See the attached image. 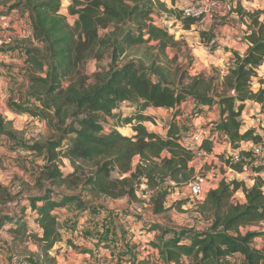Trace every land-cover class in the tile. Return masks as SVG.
<instances>
[{
	"label": "trees",
	"instance_id": "obj_1",
	"mask_svg": "<svg viewBox=\"0 0 264 264\" xmlns=\"http://www.w3.org/2000/svg\"><path fill=\"white\" fill-rule=\"evenodd\" d=\"M169 1L175 4V0ZM17 4L30 14L34 33L46 51V62L37 53L26 58V63L41 74L29 77L28 88L30 94L42 96L43 108L15 111L44 120L59 134L44 143L26 145L28 151L45 160L44 179L51 186L80 188L111 199H137L136 192L144 185L153 192L150 201L154 214H164L183 204L178 201L164 206L172 190L188 186L200 174L191 165L198 151L184 144L188 135H181L177 123L180 106L192 100L194 115L203 113L204 107L216 106L219 118L211 121L198 150L218 159L219 165L213 164L218 172L227 168L241 173L248 168L255 173L253 183L222 178L209 189L196 205V213L209 222L207 229L152 225L150 231L160 230L159 240L149 242L157 257L138 259L134 264H233L237 256L243 264H264V247L253 246L255 238H264V228L243 231L264 223V179L260 176L264 153L260 157L253 152V145L264 149V135L254 127L245 128L241 119L248 102L258 104L264 113V87L252 90V79L264 63V7L246 10L237 4L233 9L245 25L246 49L243 53L232 51V61L219 78L204 72L190 75L189 63L184 68H170L166 50L178 41L158 24L155 15L179 21L183 29H189L197 18L184 16L183 9L169 7L164 0H71L67 10L74 16L72 24L60 13L61 0H18L11 7ZM106 28L100 34V29ZM132 49L141 54L128 58ZM104 52L109 53L107 68L86 83L78 73L81 63ZM123 58L127 59L120 62ZM127 103L133 109L123 115L121 105ZM150 107L171 110L163 134L145 126L153 120L146 114ZM125 125L130 126L131 134L118 130ZM261 129L264 132V125ZM0 134L15 139L11 122L1 115ZM215 135L227 142L230 152H214ZM242 142L252 144L243 149ZM63 159L70 168L66 173L57 164ZM88 164L93 170L85 175ZM113 172L118 177H112ZM160 180L169 184L164 191H158ZM238 191L243 202L235 197ZM13 200L14 196L0 185V204ZM25 200L27 205L19 211L4 213L0 208V229L8 223L6 231L14 242L35 243L41 255L27 258L31 264H52L51 251L63 241L56 211L79 201L80 196L45 188ZM26 208L33 213L37 230L30 229ZM65 243L72 245L69 240Z\"/></svg>",
	"mask_w": 264,
	"mask_h": 264
},
{
	"label": "rangeland",
	"instance_id": "obj_2",
	"mask_svg": "<svg viewBox=\"0 0 264 264\" xmlns=\"http://www.w3.org/2000/svg\"><path fill=\"white\" fill-rule=\"evenodd\" d=\"M17 1L4 2V0H0V21L6 20L9 24V27H5L2 31L4 43L0 45V115L5 121L11 122L15 133V139H9L7 136L0 134V185L4 186L14 196L13 201L0 204L1 210L4 213L19 211L20 207L27 205L25 199L28 195L40 194L42 189L45 188H54L56 193L78 194L80 196L79 201L72 202L67 207L56 211L63 241L58 243L51 251L50 257L54 259L52 264H102L104 261L101 258H95L90 262L83 256H74L77 252H87L88 247L84 245L87 241H91L93 246L97 245V249L101 247L103 250L107 249L115 253L119 258L118 264H134L138 260L137 257L145 253L146 248L143 247L144 245L149 246V251L153 249L149 244L153 241H150L147 237L144 238L143 245H140L142 248L136 250L138 247L137 240H134L133 237L140 232L142 235H146L154 224L159 225L160 228L207 229L209 222L196 213V205L199 200L190 197L187 186L172 190L166 198L164 206L171 207L178 201L183 202V204L167 210L164 214H154L150 201L153 192L146 190L144 185L140 186L136 192L137 199L129 200L128 197L111 199L82 191L80 188L71 189L64 185L51 186L44 179L42 171L43 166L46 164L45 160L41 156L28 151L26 145L44 143L48 139L58 137L59 134L49 128L44 120L15 111V109L22 108H43L42 96L30 94L28 88L29 77L31 75L40 76L41 74L26 63V58L29 53H37L39 59L43 63L46 62V51H44L43 44L34 33L29 12L25 6L20 4L11 7ZM164 1L169 7H176V3L172 6L169 0ZM211 1H215L216 4L211 5ZM70 3L71 0H61L60 13L64 14L66 18L74 17L67 10ZM237 4H240L246 10L260 9L264 7V0H193L189 5L183 6V8L191 7L196 12L197 21L189 29H183L182 24L172 18L164 20L155 15L158 24L166 28L178 41V44L166 50L170 68H184L189 63L188 71L190 75L199 72L219 78L224 75L227 64L232 61V51L243 53L246 49L244 41L245 25L233 12ZM177 5H180V3L178 2ZM207 6H209V9L205 10ZM67 21L73 23V20L67 19ZM108 29H100V34L105 33ZM200 31H203L205 35L201 36ZM210 34L213 35L210 36ZM129 53L128 58H133L139 56L141 51L132 49ZM126 59L123 58L120 62H124ZM108 64V52L84 60L79 68V76L85 79L86 83H90L98 72L107 68ZM258 70V75L252 79L253 91H256L260 86L264 87V63ZM251 105L248 106L247 111L242 113V124L245 128L254 127L258 133L264 135L261 129L264 125V113L260 112L259 108L258 111H252ZM183 107V110H185L186 107ZM132 109L131 104L121 105L123 115H127ZM180 109L182 115L181 106ZM147 112L157 122L151 120V122L145 123L146 128L150 131L160 130L164 133L169 123L168 118L171 111L166 112L165 109L150 107ZM188 113L185 119L187 116H194L192 111L190 114ZM179 119L181 121V118ZM210 124L211 121L205 122V124L201 122L198 127H192L189 134L196 130H203L208 134ZM118 130L125 135L131 134L129 125H125ZM186 132L183 131V134L185 135ZM222 141L223 139L219 137L217 144L221 145ZM250 144H245L244 149H248ZM220 145L214 149L215 153H221V151H218ZM200 157L201 159L196 161L195 166L200 174L208 175L210 181L216 179L218 183L222 178L228 181L237 178L242 179L247 185L253 183L255 173L246 167L241 173L227 168L225 172L221 173L213 168V161L219 165L218 159L213 154L211 155L213 158L208 160L210 162L203 161L204 157ZM258 161H261L260 157L257 158L256 162L258 163ZM57 164L62 173H66L70 169L65 159L58 160ZM84 170L85 175L91 174L93 170L91 164L84 166ZM112 177H118V175L113 172ZM261 177L264 179V175ZM168 185L167 181L160 180L158 191L166 190ZM235 197L241 202L244 201L243 194L240 191L235 194ZM83 204L93 209L92 212L87 207V209L85 207L81 208ZM26 209L27 211L24 214L30 229L32 231L37 230L38 227L33 222V213L29 208ZM7 228L8 223H5L4 228L0 229V264H19L21 260H27L31 255H41L40 250L32 240L25 243L14 242L11 234L6 231ZM132 228H135L134 231H131ZM261 228H264V223L244 228L243 231H258ZM157 231L159 235L154 238V241L160 238V230ZM66 240L71 242L70 249L74 254H69L64 250L60 251V249L67 246ZM253 246L258 249L263 248L264 238H255ZM233 264H243V262L239 258Z\"/></svg>",
	"mask_w": 264,
	"mask_h": 264
},
{
	"label": "crops",
	"instance_id": "obj_3",
	"mask_svg": "<svg viewBox=\"0 0 264 264\" xmlns=\"http://www.w3.org/2000/svg\"><path fill=\"white\" fill-rule=\"evenodd\" d=\"M192 1L193 0H175V3H176V6L178 8L183 9V6L189 5ZM178 2L180 3V5H177ZM235 50H237V49H235ZM258 73H259V70H258ZM250 104H252L251 105L252 106V111H258V108H259L258 104L252 103V102H248V103H246V106H245V109H244L243 112L247 111L248 106ZM183 106L186 107L185 110H183V108H184ZM193 106H194V103H193L192 100H188V101L184 102L181 105V108L183 110V113H182L181 116H178L177 117V123L179 124L180 132H181L182 136H184V137H185L186 134L187 135L189 134V130H192L191 129L192 127H195V126L198 127L201 122L205 124V122L215 121V120H217L219 118L218 111H217V107L216 106H213L211 108L204 107L203 113H201L199 115H194L193 117H195V118H193L192 116H187V118L185 119V116L187 115V112H189L188 114H190L191 109L193 108ZM156 109H161V108H156ZM165 111L167 112L168 110L165 109ZM146 114H150V113H148L147 110H146ZM179 118H181V121H180ZM153 120L156 121L154 118H153ZM183 131H187L185 133V135L183 134ZM153 132H156V133H159V134H163L162 131H160V130H157V131L154 130ZM219 137L220 136H217V135L214 136L213 149H215L218 145H220V144H217V140H218ZM248 143H250V142H242L241 148L244 149V145L245 144L248 145ZM251 144L249 145V147L251 146ZM218 151H221V152H224L225 151L226 153L230 152V148H229V145L227 144V142L222 141V143L220 145V149ZM211 155L212 154H209L207 157H204L203 158V161L210 162L208 160H211L213 158V157H211ZM199 159H201L200 155L199 156H196L195 159L193 160V162L191 163V165H193L196 169H197V167L195 166L196 165V161H199ZM213 164H215V161H213ZM262 175H264V173H261V176ZM217 184L218 183H217V181L215 179L214 182H213L212 188H215L217 186ZM26 211H27V209H26ZM134 229L135 228H132L131 231L132 230L134 231ZM134 234H135V232H134ZM157 235H159V233H158L157 230L156 231H150V232L146 233V235H142L141 232L138 233V234H135V236L133 237V239L134 240H137L136 243H137L138 247L136 248V250H140L142 248V247H140V245L141 246L143 245V242L145 240L144 238L147 237V238H149L150 241L151 240L154 241V238ZM84 245L86 247H88V250L85 253L84 252L83 253L82 252H77V254H74L71 251L70 246H65L63 249H60V251L61 250L62 251L64 250V252L66 251L69 254L70 253H73L74 256H83L84 258L88 259L90 262L92 260H95V258H98V259L101 258L104 261L102 264H118L119 258H118V256L115 253H112V251H109L107 249L106 250H103V249H101V247H99L97 249V245H94L93 246V243L91 241H89V242L87 241L86 243H84ZM143 247L146 248V251L144 253L145 255L142 254V256H140V257L137 255L138 256L137 257L138 259H142V258L155 259L157 257V251L156 250L152 249L151 251H149L150 248H149L148 245H144ZM239 258H240V256H237L234 259V261L235 260H239ZM123 264H128V263H123Z\"/></svg>",
	"mask_w": 264,
	"mask_h": 264
},
{
	"label": "built area",
	"instance_id": "obj_4",
	"mask_svg": "<svg viewBox=\"0 0 264 264\" xmlns=\"http://www.w3.org/2000/svg\"><path fill=\"white\" fill-rule=\"evenodd\" d=\"M211 5H215L216 2L215 1H211L210 3ZM209 6H207V8L205 10H208ZM204 10V11H205ZM183 15L184 16H195L196 12L194 11L193 8L191 7H184L183 10ZM70 21L74 20V17H70L67 18ZM70 24H72L70 22ZM5 27H9V24L6 20H2L0 21V29H2V31L5 29ZM3 36L1 34L0 37V45L3 42ZM191 133V132H190ZM207 136V132H204L203 130H196L191 134H188V136L184 139V144L188 147H190L193 150H197L198 154L197 156H203V157H207L209 154H207L205 151L203 150H198L199 145L201 144V142L203 141V139ZM253 152L255 155L258 156H263L264 153V149L262 147V145H253ZM236 157V156H235ZM213 182L214 181H210L208 175H202V174H198L194 180H192L189 184H188V191L190 194L191 198H194L196 200H199L198 202L202 201L206 195V193L208 192L209 189L212 188L213 186ZM19 264H31L28 260H21L19 262Z\"/></svg>",
	"mask_w": 264,
	"mask_h": 264
}]
</instances>
